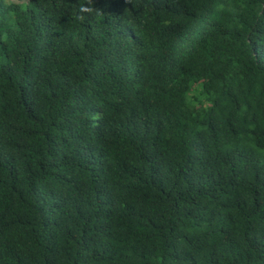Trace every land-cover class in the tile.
I'll return each instance as SVG.
<instances>
[{
    "label": "trees",
    "instance_id": "16d2710c",
    "mask_svg": "<svg viewBox=\"0 0 264 264\" xmlns=\"http://www.w3.org/2000/svg\"><path fill=\"white\" fill-rule=\"evenodd\" d=\"M0 264H264V0H0Z\"/></svg>",
    "mask_w": 264,
    "mask_h": 264
}]
</instances>
